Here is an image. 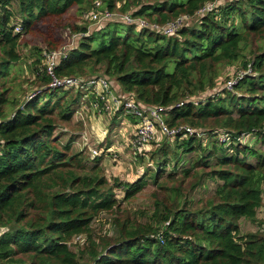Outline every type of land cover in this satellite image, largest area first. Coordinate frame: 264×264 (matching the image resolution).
<instances>
[{
	"label": "trees",
	"instance_id": "1",
	"mask_svg": "<svg viewBox=\"0 0 264 264\" xmlns=\"http://www.w3.org/2000/svg\"><path fill=\"white\" fill-rule=\"evenodd\" d=\"M13 1L19 19L12 22ZM96 1L0 0V264H264V232L239 233L241 219L255 221L262 204L264 0H123L120 17L91 31L67 15L73 7L92 11ZM101 3L112 13L117 4ZM124 13L134 22H125ZM181 16L192 22L171 35L138 25L142 19L162 26ZM58 29L79 37L57 58L55 76L102 75L112 91L119 88L143 107H168L169 127L194 131L165 135L152 152L156 167L146 172L155 186L153 209L144 221L121 209L116 190L127 200L148 177L110 183L101 157L74 149L77 135L61 128L83 90H40L52 79L42 53L63 44ZM26 35L42 46H33L34 89L17 100L9 97L10 72ZM233 64L255 73L233 84L242 91L201 98L214 89L220 66ZM126 118L137 122L120 111L107 117V126ZM183 156L189 159L180 164ZM208 180L216 183L213 192L190 204L189 194ZM102 214L109 229L97 233L92 225ZM77 236L86 239L78 253L70 247Z\"/></svg>",
	"mask_w": 264,
	"mask_h": 264
},
{
	"label": "rangeland",
	"instance_id": "2",
	"mask_svg": "<svg viewBox=\"0 0 264 264\" xmlns=\"http://www.w3.org/2000/svg\"><path fill=\"white\" fill-rule=\"evenodd\" d=\"M102 1V0H101ZM123 0H116V7L113 10V16L120 17L118 14V10L122 5ZM103 3V2H102ZM104 4H101L100 9L104 10ZM17 3L15 1L12 2V5L10 6L11 10L14 12V17H12V22L19 19L18 12H17ZM98 10V9H97ZM95 11V10H93ZM91 11L88 12H82L80 13L76 7L71 8L67 15L73 17V22L80 26H86L87 28L92 30L91 26L98 25L95 21L90 19L88 17V14ZM112 17V16H111ZM192 18H189L187 23H191ZM105 24L106 22H102ZM58 37H60L63 40V44L57 51H62L65 53L67 49H69L71 46H75L77 44V38L79 35L76 32L64 30V29H58L57 34ZM25 39L28 41L27 45H23L25 43H22L23 45L21 47V60L17 63V65L13 66L11 68L10 75L13 77V85L11 87V92L9 93L10 98H14L17 100H20L23 94L31 91L34 89L33 80H34V73L35 69L32 64V62L35 60V56L33 55V46L41 47V41L35 37H31L30 35H26ZM45 49V48H42ZM43 54V53H42ZM61 55V53H60ZM62 57V55H61ZM45 60V58H44ZM43 60V64L44 61ZM238 64H233L229 66H220V72L217 76L216 83L214 85V89H211L209 92H206L205 94H201V98L205 99L208 95H222L223 89L227 87L228 82H236L241 75L248 74V75H255L252 69L247 70H240ZM173 69V64L171 63L168 66V71H171ZM74 88V87H73ZM228 88V87H227ZM230 90L232 93L241 92L242 90ZM115 92H122L119 88L115 89ZM210 93V94H209ZM5 109L9 110L10 107L8 105H5ZM85 112H88L91 115V110H87ZM85 118L83 119H76V115L73 114L72 119L62 124L61 128L63 131L77 135V140L75 141L76 144H73L74 149H77L78 147L85 149L87 152V147L90 148H97L101 150L100 153L101 157V165L103 166V172L105 177L108 179V181L111 183L114 179H117L118 177L120 180L124 182H132L136 179H138L140 176L148 177V184L138 193H136L133 197L124 200L123 199V190L117 189L116 194L117 198L120 201V207L125 212H128L132 217H136L138 220L144 221L146 220V217L149 216L150 212L153 209V198H152V192L155 190V186L153 185L151 181V174H147L146 168L149 167L153 171L155 170V161L154 159H151L152 156H158L153 155L152 152H154L157 148H159L161 143L165 139V135L162 134L160 131L156 133L154 138L150 141L148 145H146L142 152H133L131 146H130V138H132L134 133V126H128V127H121L117 126L116 128L114 126V130L112 133H110L108 141H111L109 144H115V147H119L121 145L122 150L117 149H111L110 151H107L109 149L107 145H109L107 142L103 143L102 145H98V141H107L108 132L109 129L104 124L103 129H99L98 126L88 124L87 121L89 120L87 113H85ZM110 117L112 115H109L108 113H103L100 117L97 113H94L92 116L99 122L103 123V119H107V115ZM121 129V130H120ZM121 131V132H120ZM86 132V133H85ZM85 133L87 135L86 141L88 142V146H85L83 144L84 138L81 137V135ZM98 134V135H97ZM104 135V136H103ZM222 137L224 135H221ZM250 138V136H248ZM245 138L244 141H249L248 143L250 145H253L254 140ZM66 137L62 138V141H64ZM256 145V144H255ZM257 146V145H256ZM107 156V157H106ZM189 159V156H183V159L180 164H182L183 161ZM110 159V161H109ZM104 161V162H103ZM250 161H253V159H250ZM173 162V161H172ZM173 163L170 164V166ZM187 164V163H186ZM169 167H166L165 171H169ZM149 175V176H146ZM150 177V178H149ZM216 187V183L214 181L208 180L203 185L197 187L195 190H193L189 194V201L190 204H195L201 199L206 198L209 194H211ZM262 204L257 209L256 214V220L251 221L248 219H242L240 221V234H244L247 232H264V183H262ZM103 215V214H102ZM106 215L102 216V222L94 223L92 225L93 231H96L97 233H103L102 230H108L109 225L106 224ZM107 234H112V232H109ZM86 239L83 236H77L72 240V245L70 246L71 249L76 251L77 253L80 252V250L83 249V244ZM82 261L84 263L88 262V259L85 256L82 257Z\"/></svg>",
	"mask_w": 264,
	"mask_h": 264
},
{
	"label": "built area",
	"instance_id": "3",
	"mask_svg": "<svg viewBox=\"0 0 264 264\" xmlns=\"http://www.w3.org/2000/svg\"><path fill=\"white\" fill-rule=\"evenodd\" d=\"M101 1L97 0L95 2V8L88 14V17L100 25L103 21L105 22L109 17L115 15L108 10L101 11ZM214 6L213 3H209L206 7L203 8V12L209 11ZM98 9V10H97ZM86 13V12H85ZM122 17L125 19V22L132 23L134 19L130 17L129 14L124 13ZM189 17L181 16L174 21L163 24L162 26L158 24H148L145 20H139V26H150L155 30L166 33L167 35L173 34L178 27L185 23ZM15 31L19 30V26L15 24ZM87 34V33H85ZM65 56L64 52L57 50L44 51L43 56L45 58L44 65L46 67V72L51 76V81L47 86H44L40 90L45 89H55V88H81L83 90V96L79 106L75 109L74 115L76 119L85 118V111L91 110V115L97 113L102 115L103 113H108L109 115H114L117 112L123 111V115H131L137 118V122L134 126V133L132 138H130V146L133 152H142V149L150 143L154 138L156 133L160 131L162 134L167 136H175L177 134L186 135L194 134L192 128L181 125L175 127H169L165 122L164 115L168 110V107L165 106H152V107H143L137 103L133 96L128 95L123 92H115L110 89V84L108 80L102 76H91L87 78L66 76V77H57L54 75V67L57 63V58L60 55ZM236 83V82H235ZM234 82L227 83V89L233 87ZM183 102H179L176 106L182 105ZM93 111V113H92ZM86 121V120H85ZM185 131V132H183ZM86 133V132H85ZM83 133L81 137L84 138L83 144L88 146L86 141L87 135ZM86 136V137H85ZM111 149H107L110 151ZM87 151L90 157L101 156L102 152L99 149L88 148Z\"/></svg>",
	"mask_w": 264,
	"mask_h": 264
},
{
	"label": "crops",
	"instance_id": "4",
	"mask_svg": "<svg viewBox=\"0 0 264 264\" xmlns=\"http://www.w3.org/2000/svg\"><path fill=\"white\" fill-rule=\"evenodd\" d=\"M92 113H93V111H92ZM87 115H89L88 116V118H89V120H86L87 121V123L88 124H91L92 123V125H95V126H98L99 127V129L101 128V129H103V127L102 126H104V124H105V126H106V123H107V121L105 120V119H103V121L102 122H104L103 123V125H102V123L101 122H99L98 121V119L96 120L92 115H90L88 112H87ZM101 115H99V117H100ZM120 122V123H119ZM118 123L115 121L114 123H113V126L111 127V128H109V127H107L108 129H109V132H108V137H107V141H98L97 142V144L98 145H102L104 142L106 143H110L111 141H108V138H109V135H110V133H112L113 132V130H114V126H115V128H116V125L117 126H121L122 128L123 127H128V126H132V122H131V120L130 121H128V119L126 118V119H124V120H121V121H119ZM121 130V129H120ZM121 132V131H120ZM98 135V134H97ZM104 136V135H103ZM77 140V137H76V139H75V141ZM75 141H74V144H76L75 143ZM115 144H109V145H107V147L109 148V149H119V150H122V147H121V145H119V147L117 146V147H115L114 146ZM78 148H80V147H78ZM107 157V156H106ZM109 161H110V159H109ZM104 162V161H103ZM242 220V219H241Z\"/></svg>",
	"mask_w": 264,
	"mask_h": 264
}]
</instances>
